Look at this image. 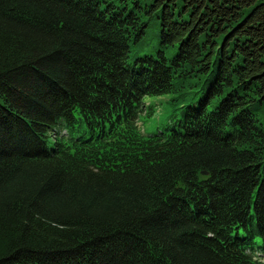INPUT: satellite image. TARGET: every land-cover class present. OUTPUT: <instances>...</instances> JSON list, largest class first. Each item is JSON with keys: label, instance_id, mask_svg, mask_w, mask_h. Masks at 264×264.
<instances>
[{"label": "trees", "instance_id": "obj_1", "mask_svg": "<svg viewBox=\"0 0 264 264\" xmlns=\"http://www.w3.org/2000/svg\"><path fill=\"white\" fill-rule=\"evenodd\" d=\"M263 258L264 0H0V264Z\"/></svg>", "mask_w": 264, "mask_h": 264}, {"label": "rangeland", "instance_id": "obj_2", "mask_svg": "<svg viewBox=\"0 0 264 264\" xmlns=\"http://www.w3.org/2000/svg\"><path fill=\"white\" fill-rule=\"evenodd\" d=\"M174 96L176 94L170 93L161 96L146 97L144 99L146 111L141 113L138 119V125L142 134H152L159 129H163L165 125L171 123L168 121V117L174 113L177 114V117L181 116L179 108L188 101L182 104L173 103L171 100ZM78 127L81 128L80 125Z\"/></svg>", "mask_w": 264, "mask_h": 264}, {"label": "bare ground", "instance_id": "obj_3", "mask_svg": "<svg viewBox=\"0 0 264 264\" xmlns=\"http://www.w3.org/2000/svg\"><path fill=\"white\" fill-rule=\"evenodd\" d=\"M204 174V173H203Z\"/></svg>", "mask_w": 264, "mask_h": 264}, {"label": "clouds", "instance_id": "obj_4", "mask_svg": "<svg viewBox=\"0 0 264 264\" xmlns=\"http://www.w3.org/2000/svg\"><path fill=\"white\" fill-rule=\"evenodd\" d=\"M211 235V234H210Z\"/></svg>", "mask_w": 264, "mask_h": 264}]
</instances>
